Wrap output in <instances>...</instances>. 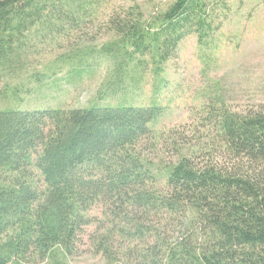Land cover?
<instances>
[{"label":"trees","instance_id":"16d2710c","mask_svg":"<svg viewBox=\"0 0 264 264\" xmlns=\"http://www.w3.org/2000/svg\"><path fill=\"white\" fill-rule=\"evenodd\" d=\"M106 1L0 0V78L21 67L31 28H77ZM206 6L113 12L116 37L98 51L111 62L107 88L157 77L203 28ZM92 52L69 56L72 70L90 67ZM159 112L124 103L0 109V264L72 255L85 235L112 264H264V111L209 103L202 134L167 136V162L148 154Z\"/></svg>","mask_w":264,"mask_h":264},{"label":"rangeland","instance_id":"374dc122","mask_svg":"<svg viewBox=\"0 0 264 264\" xmlns=\"http://www.w3.org/2000/svg\"><path fill=\"white\" fill-rule=\"evenodd\" d=\"M172 1L107 0L77 28L66 24L60 30L31 28L22 39L26 43L21 67L0 78V109L157 105L160 112L151 122L156 147L148 154L164 162L171 156L164 145L171 131L175 130L172 137L180 133L188 139L196 136L194 131L204 132L200 115L205 114L200 111L209 103H223L236 112L264 111V0H204L203 28L181 40L176 56L157 77L147 74L137 89L113 93L107 88L111 62L98 51L116 37L108 23L110 15L136 4L147 18ZM89 48L90 67L78 74L68 57ZM99 210L95 207L91 214ZM20 264L112 263L95 252L85 235L72 255L55 250L46 260Z\"/></svg>","mask_w":264,"mask_h":264}]
</instances>
